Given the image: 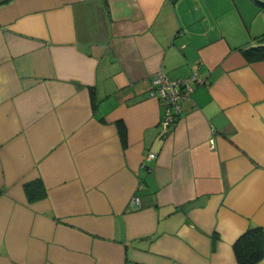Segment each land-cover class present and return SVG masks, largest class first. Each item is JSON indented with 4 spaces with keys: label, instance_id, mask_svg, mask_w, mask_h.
<instances>
[{
    "label": "crops",
    "instance_id": "1",
    "mask_svg": "<svg viewBox=\"0 0 264 264\" xmlns=\"http://www.w3.org/2000/svg\"><path fill=\"white\" fill-rule=\"evenodd\" d=\"M262 34L256 0H0V264H237L264 228ZM196 64L164 132L152 75Z\"/></svg>",
    "mask_w": 264,
    "mask_h": 264
},
{
    "label": "trees",
    "instance_id": "2",
    "mask_svg": "<svg viewBox=\"0 0 264 264\" xmlns=\"http://www.w3.org/2000/svg\"><path fill=\"white\" fill-rule=\"evenodd\" d=\"M264 42V34L260 38ZM246 61L264 60V44L240 48ZM117 130L121 141H126V129L123 121H116ZM24 191L29 202L45 197V187L40 179H35L24 184ZM216 234L213 233V237ZM233 253L237 264H257L264 259V228L259 225L248 226L233 242Z\"/></svg>",
    "mask_w": 264,
    "mask_h": 264
},
{
    "label": "built area",
    "instance_id": "3",
    "mask_svg": "<svg viewBox=\"0 0 264 264\" xmlns=\"http://www.w3.org/2000/svg\"><path fill=\"white\" fill-rule=\"evenodd\" d=\"M197 67L196 64L193 73L186 78H170L162 71H156L152 75L150 94L163 105L160 125L164 132L177 121L180 104L189 98L194 86L209 82L206 77L199 74ZM149 156L153 157L154 154L150 153ZM132 201H138V197H133Z\"/></svg>",
    "mask_w": 264,
    "mask_h": 264
},
{
    "label": "water",
    "instance_id": "4",
    "mask_svg": "<svg viewBox=\"0 0 264 264\" xmlns=\"http://www.w3.org/2000/svg\"><path fill=\"white\" fill-rule=\"evenodd\" d=\"M256 1L259 2V3L264 4V1H261V0H256Z\"/></svg>",
    "mask_w": 264,
    "mask_h": 264
}]
</instances>
